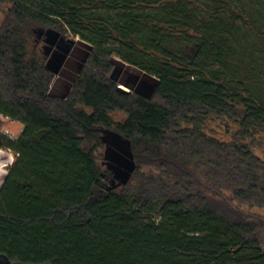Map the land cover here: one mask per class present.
<instances>
[{
  "label": "trees",
  "instance_id": "1",
  "mask_svg": "<svg viewBox=\"0 0 264 264\" xmlns=\"http://www.w3.org/2000/svg\"><path fill=\"white\" fill-rule=\"evenodd\" d=\"M0 1V119L24 127L0 135L17 156L0 264H264V158L245 143L264 131V0ZM68 33L83 48L60 95ZM224 121L228 142L207 133Z\"/></svg>",
  "mask_w": 264,
  "mask_h": 264
},
{
  "label": "rangeland",
  "instance_id": "2",
  "mask_svg": "<svg viewBox=\"0 0 264 264\" xmlns=\"http://www.w3.org/2000/svg\"><path fill=\"white\" fill-rule=\"evenodd\" d=\"M11 3L9 1H0V26L3 23V20L5 18V13L10 7ZM65 38L67 40H75L76 42L79 40V38H75L71 34H64ZM77 44V43H76ZM77 47H82L80 44L76 45ZM46 47H49V45L46 46L44 42L39 44V50L37 53V59H42L46 62V64L49 61V54L46 53ZM83 48V47H82ZM52 52V51H51ZM82 54L83 52L81 50H78L75 55L70 59L69 66H66L64 69L66 72V77L70 75H75V71L77 68H79V65L81 64L82 60ZM72 87V82L68 78L60 77L59 74L57 75L55 81H54V88L58 90L61 94L60 95H66ZM125 90H128L127 88L123 87ZM129 91V90H128ZM112 118L115 122H123L127 118V116L123 113L116 112L112 114ZM24 127L18 123L11 121L8 118L1 117L0 119V135L4 136L11 140H17L20 135L23 132ZM238 127L237 125L224 121V122H215L209 124L207 128V133L223 142H228L232 139L233 135L237 132ZM102 136V135H101ZM247 145H249L252 149V151L259 156L260 158H264V131H260L258 135L254 137V140H247L245 141ZM105 146L101 145L97 148L96 156H97V162L101 169L103 171L106 170V161H105ZM17 156L11 151H8L4 148H0V189L6 179V176L8 174L9 168L12 166V164L15 162ZM146 171V170H145ZM264 215V212H262ZM263 244H264V232L262 235Z\"/></svg>",
  "mask_w": 264,
  "mask_h": 264
},
{
  "label": "water",
  "instance_id": "3",
  "mask_svg": "<svg viewBox=\"0 0 264 264\" xmlns=\"http://www.w3.org/2000/svg\"><path fill=\"white\" fill-rule=\"evenodd\" d=\"M59 38L60 37L58 35L55 38H52L51 36H49V39L47 41L49 42L50 45L54 46L59 41ZM65 41L70 44V47H68V49L63 54L55 53L51 57L50 65L53 68V70H54L56 75H58L61 72L62 68L64 67L65 63L67 62V60H68V58H69V56L71 54L73 46H75L76 43H77L75 40L62 39L59 42V47H60V45L62 46ZM48 51L50 53L51 50L49 49ZM120 88L122 90H125L121 86H120ZM125 91H128V90H125ZM105 141L108 142L109 144H113V146L118 148L123 153V156L120 157L119 159H120V161H122V163H123V165L125 166L126 169L132 171L133 164L130 161V158H132V156H131V153H130L129 145L127 143H125L122 140L121 137H119L118 135L113 134V133H108V136L105 139ZM107 154H108V156H110L112 158L117 155V154H115L113 152H111L110 154L109 153H107ZM126 177H129V176H125V173H123V177L122 178L126 179Z\"/></svg>",
  "mask_w": 264,
  "mask_h": 264
}]
</instances>
